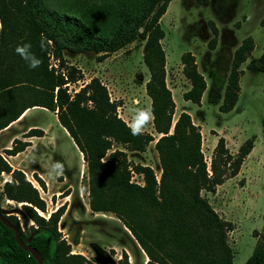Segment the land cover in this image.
Masks as SVG:
<instances>
[{
  "label": "trees",
  "instance_id": "16d2710c",
  "mask_svg": "<svg viewBox=\"0 0 264 264\" xmlns=\"http://www.w3.org/2000/svg\"><path fill=\"white\" fill-rule=\"evenodd\" d=\"M169 1L75 0L68 11L60 12L50 6L54 0H0V129L31 106L54 111L85 161L89 207L113 212L123 222L146 253L145 264H233V251L227 241L232 222L221 217L201 191L214 192L218 184L238 172L254 145V135L245 138L234 153L225 137L219 135L208 167L200 125L186 110L173 117L175 102L165 78L161 43L165 30L160 23ZM140 28L146 32L143 60L149 77L145 89L151 98L156 138L146 130L139 136L131 134L117 113V101L110 98L98 76L70 92L69 82L82 79L83 74L67 63L62 52L67 43L81 41L86 49L102 51L99 56L103 58L133 41ZM212 28L211 47L218 33L216 25ZM42 35L50 41L43 51L39 47ZM23 43H31L32 51L42 60L40 67L30 69L15 53L16 46ZM254 45L252 36L247 35L234 49L219 110L229 111L235 105L243 73L240 64ZM50 58L56 60L55 66ZM180 59L182 72L190 82L182 96L200 104L206 80L195 54L186 50ZM33 134L40 135L42 130L32 128L26 133ZM154 138L159 176L150 165L133 163L123 149L108 151L114 143L142 151ZM12 142L11 148L5 149L9 154L27 144L25 140H20L19 146L15 139ZM130 166L142 174V184L131 179ZM2 171L10 174L3 183L5 196L23 202L25 213L35 225L24 233L16 215H4L20 229L23 239L31 237L28 242L43 255L44 264H91L81 253L71 252L70 243L60 238L57 223L64 204L42 215L46 201L38 187L0 153ZM33 175L45 188L44 179L37 173ZM0 264H37L16 241L13 229L1 220ZM241 264H264V239L257 241Z\"/></svg>",
  "mask_w": 264,
  "mask_h": 264
},
{
  "label": "rangeland",
  "instance_id": "374dc122",
  "mask_svg": "<svg viewBox=\"0 0 264 264\" xmlns=\"http://www.w3.org/2000/svg\"><path fill=\"white\" fill-rule=\"evenodd\" d=\"M74 1L54 0L50 6L56 11H68ZM263 17L264 0H170L160 17L165 30L161 40L165 52V78L175 102L173 117L186 110L192 120L200 125L201 147L208 167L219 135L225 137L233 153L245 138L254 135V145L244 157L238 172L218 184L214 192L201 191L217 213L232 222L227 241L233 251V264L243 263L257 241L264 239ZM214 25L218 33L216 43L211 47L209 39L213 36ZM247 35L252 36L255 45L242 65L244 71L240 76L239 99L231 110L221 111L219 104L233 48ZM145 36L146 32L140 28L133 41L103 58L99 56L102 51L86 49L81 41L67 43L68 46L62 51L67 63L75 65L83 74L82 79L69 82V91L74 92L83 82L98 76L106 85L110 98L117 101V113L125 121L131 119V109L150 107L151 98L145 89L149 77L148 67L143 60ZM186 50L195 54L198 69L206 80L200 104L182 96V92L190 86L182 72L180 59ZM50 62L56 65L55 59L50 58ZM48 113L35 110L33 115L46 121ZM145 130L155 138L158 136L153 122ZM51 131L53 145L48 149L47 160L36 165L45 171V188L33 175L37 173L31 170L36 167L35 163L30 161L25 164L26 167L23 166L26 177L38 187L39 195L46 201V210L40 213L47 216L57 206L64 204L65 209L57 223L60 238L70 243L71 252L81 253L91 264H143L146 253L123 222L113 212L93 211L89 207L85 161L73 139L59 127L53 126ZM5 136H0L1 144L6 143L2 140ZM155 138L142 151L128 150L120 143H114L108 151L123 149L133 163L148 164L159 176L161 168L154 146ZM15 140L19 146L20 140ZM13 144L11 141L10 146ZM5 149L0 152L1 155L6 160L11 159ZM57 160L64 161L65 174L52 179L48 169ZM130 168L131 179L142 184V174L135 172L132 166ZM8 179L10 174L2 171L0 210L16 215L24 233H29L35 224L25 213L23 202L7 198L3 192V183ZM76 236L78 240H75Z\"/></svg>",
  "mask_w": 264,
  "mask_h": 264
},
{
  "label": "crops",
  "instance_id": "0c3cea01",
  "mask_svg": "<svg viewBox=\"0 0 264 264\" xmlns=\"http://www.w3.org/2000/svg\"><path fill=\"white\" fill-rule=\"evenodd\" d=\"M235 48L236 47H234L233 50ZM250 54L251 53H249L247 58L241 62L240 68L243 69L242 65L244 62L247 61ZM229 69H228V72H229ZM243 71H244V69H243ZM239 82H240V79H239ZM204 92H205V90H204ZM204 92H203V94H204ZM203 94H202L201 100L203 98ZM239 95H240V91H239ZM238 99H239V96H238ZM238 99H237V101H238ZM35 110H42L44 112H49L48 113L49 114L48 119L46 121H41L40 119L36 118L33 115V112ZM53 126L61 128L67 135H69L66 128L62 124H60V122L58 121L57 115L54 111H51L48 108H46L44 106H40V105H34L31 107H28L20 114V116L18 118L11 121L7 126L0 129V136L2 134L7 135V136H5V138L2 139V140H5L6 143L1 144V141H0V152L2 151L3 148H11L10 142L13 139L18 138L20 140L27 141V144L22 150H19L15 154H9L11 159L7 158V160L8 161L11 160L9 162L12 165V167L20 168L24 171V167H26L25 164H29L30 161L34 162L35 166L37 164H41L43 162L45 163V160H47L48 153H49L48 149L51 148L53 145V141H52L53 135H52V131H51ZM32 128L41 129L42 134H40V135H35V134L23 135V134H26ZM79 153H81L80 150H79ZM80 155H82V153ZM23 158H25V160H23ZM31 170L32 171L35 170V172H37V174H39L41 176V178H43L44 180L46 179V177H44L45 175H43V173H45V171L41 170L40 165L32 168ZM147 259H148V257L146 255V257L144 258L143 264H145ZM130 264H132V263L130 262Z\"/></svg>",
  "mask_w": 264,
  "mask_h": 264
},
{
  "label": "clouds",
  "instance_id": "9594fccd",
  "mask_svg": "<svg viewBox=\"0 0 264 264\" xmlns=\"http://www.w3.org/2000/svg\"><path fill=\"white\" fill-rule=\"evenodd\" d=\"M50 41L42 35L40 39V49L46 50ZM15 53L19 55L30 69L40 67L42 60L32 51L31 43L18 44L15 48ZM130 120H126V126L129 128L133 136L142 135L145 129L153 120V111L150 107H137L130 110ZM65 163L64 161L57 160L48 169V175L52 179L62 177L65 174Z\"/></svg>",
  "mask_w": 264,
  "mask_h": 264
},
{
  "label": "water",
  "instance_id": "95a60500",
  "mask_svg": "<svg viewBox=\"0 0 264 264\" xmlns=\"http://www.w3.org/2000/svg\"><path fill=\"white\" fill-rule=\"evenodd\" d=\"M0 220L5 225L13 229L16 241L21 245L22 248L30 252V254L37 260V264H44L43 255L40 253V251L35 246L31 245L28 242L31 239V237H28L26 240L23 239L20 233V229L15 224H13L10 221V219H8L4 215V213H2V211H0Z\"/></svg>",
  "mask_w": 264,
  "mask_h": 264
}]
</instances>
